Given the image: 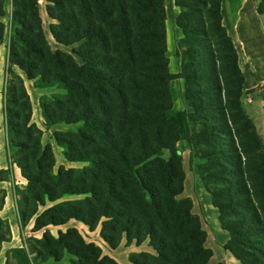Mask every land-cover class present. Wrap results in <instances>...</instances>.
<instances>
[{
	"label": "trees",
	"instance_id": "16d2710c",
	"mask_svg": "<svg viewBox=\"0 0 264 264\" xmlns=\"http://www.w3.org/2000/svg\"><path fill=\"white\" fill-rule=\"evenodd\" d=\"M48 1L47 12L57 20L50 27L53 37L66 45L83 41L74 48L82 63L52 50L37 0H12L8 31L0 0V46L9 38L5 122L9 142L23 151V200L52 202L37 228L72 219L90 229L100 224L111 249L124 237L128 245L149 240L153 251L130 254L133 264H211L203 219L193 210V198L183 195L180 123L170 114L171 81L181 77L192 108L182 114L190 162L202 160L200 177L229 232L223 247L241 264H264V138L242 103L245 76L223 24L222 0H175L183 33L178 73L171 72L167 54L166 0ZM23 75L64 89L41 106L49 124L80 123L54 135L66 159L83 162L81 167L53 171L52 148L42 146L41 130L31 121ZM5 174L0 166V182ZM65 195L80 197L57 201ZM5 197L0 190V212ZM10 238V224L0 214V249ZM41 240L55 260L62 257L60 248L76 257L72 264H119L76 227L58 237L46 231ZM12 252L30 264L24 248Z\"/></svg>",
	"mask_w": 264,
	"mask_h": 264
},
{
	"label": "rangeland",
	"instance_id": "374dc122",
	"mask_svg": "<svg viewBox=\"0 0 264 264\" xmlns=\"http://www.w3.org/2000/svg\"><path fill=\"white\" fill-rule=\"evenodd\" d=\"M8 4L5 5V15L1 18V20L7 26V31L10 27V19H11V11H12V0H5ZM38 8L42 20V26L44 30V34L52 48V50H61L64 52H68L72 54L75 59L82 63V57L78 54L74 53V48L82 45L83 41L76 42L71 45H66L58 42L52 35L50 27L52 24L57 22L56 19H53L47 12V6L49 3L48 0H37ZM253 4L255 8L264 10V1L263 0H253ZM197 6V5H193ZM199 6L203 9V4H199ZM166 10H167V37H168V51L167 54L170 59V70L173 73L180 72V57L177 55L178 41L183 36V33L179 26L176 24V16L179 14L180 9L175 5V0H166ZM199 14V13H198ZM264 18V13H260ZM200 16V15H199ZM260 38V37H259ZM260 43L264 44L262 37L259 39ZM8 45L9 38L8 35H5L4 41L0 46V145L4 146L7 156V167L4 168L6 170L5 178L0 182V190L4 191L5 195H9V198L12 200V209L13 215L17 219V223L20 226L21 234L20 238L22 240L21 248H24L29 254L30 264H72L73 260L76 259L72 254L66 252L58 248L59 253L61 254L60 260H55L54 257L48 255L47 248H45L42 243L41 238L43 234L48 231L54 237H58L60 231L65 232L70 227H76L81 235L84 237L86 241L95 242L100 245L104 251V253L109 254L119 264H133L129 260V256L132 253H137L136 245H127L125 242H121L116 250H112L108 244L101 238L100 236V224L96 226L94 229H90L89 226L84 224L82 221L72 219L68 223L64 225H47L46 227L38 229L37 226L39 223L43 222V217L40 214L43 210L50 206L52 202H47L46 206L36 205L32 200L26 204L24 203L23 196L26 194V187L28 185V181L23 174V171L20 167L19 157L23 153L22 149L19 146L13 145V143L9 142V136L7 132L6 122H5V113H4V93L5 86L7 83V75L5 72L6 64H7V55H8ZM19 72H21L18 69ZM24 77V84L27 89V92L30 96L31 104H32V116L31 121L34 122L37 127L41 130V144L44 147L46 144H50L53 154H54V167L53 171L56 173L59 166L64 165L66 167H81L84 163L77 161H68L64 155L65 148L59 145L55 139L54 132L55 131H66V130H74L76 129L80 123H65L59 122L56 124H49L44 118L43 109L41 106V102L43 100L52 99L54 96H58L63 94L65 91L58 85L52 86H41L43 83L40 79H28ZM171 89L173 93L174 106L170 111V114L173 116H178L180 122L182 124V137L185 135V123L182 117L183 111L188 110L191 111L192 108L190 106L189 101L185 98V84L184 80L181 77L175 78L171 81ZM242 103L247 111V113L252 116H258L261 118V125L256 124L259 132L264 137V83H259L252 89L245 90V86L242 92ZM253 118V117H252ZM254 120V118H253ZM255 122V120H254ZM179 150L182 154V160L184 169L186 172V178L188 179L186 183V187L183 195L193 194L195 192V185L198 181H202L198 164L202 161L199 157L195 156L192 163L190 162L191 150L188 142L185 146L179 147ZM167 154V153H166ZM193 191V192H192ZM80 196L77 195H65L57 201L78 198ZM2 218L6 219L4 214L1 213ZM23 216L27 218V221H23ZM203 219V218H202ZM8 220V219H6ZM205 219H203L204 222ZM23 225V226H22ZM22 226V228H21ZM204 227L207 230V239L208 243L206 245L210 247L213 251L214 255V242L209 239V231L204 222ZM11 239V238H10ZM4 241L1 245L0 249V264H26L25 260L17 259L12 252L13 248L9 247L12 243ZM18 244L21 241L18 238ZM144 247H149V241L144 242ZM112 253V254H111ZM216 264V263H215Z\"/></svg>",
	"mask_w": 264,
	"mask_h": 264
},
{
	"label": "crops",
	"instance_id": "0c3cea01",
	"mask_svg": "<svg viewBox=\"0 0 264 264\" xmlns=\"http://www.w3.org/2000/svg\"><path fill=\"white\" fill-rule=\"evenodd\" d=\"M6 4L8 3L5 1V5ZM221 8L223 15V24L227 28L228 33L231 35L238 51L239 65L245 76V90L252 89L259 83L263 84L264 44L260 43L259 39L262 37V40L264 41V18L255 8L253 0H222ZM258 116L252 117L254 118L256 124L258 123L259 125H261V118ZM176 117L178 118V120L180 119L178 116ZM179 123L181 137L178 142V148L180 147V145L185 146V144L187 143L186 136L183 135L182 137L183 128L180 120ZM0 166L2 168L7 167L6 151L4 149V146L1 145ZM187 181L188 179L186 178L185 187ZM186 196H190L193 198V210L194 212L200 214L203 219H205L204 222L209 231V239L212 240L215 244L213 245V247L215 248L214 255L211 257L210 263L215 264L217 262H223L224 264H241L240 261L237 260L230 251L226 250L223 247V245L229 239V232L221 226L219 220V211L212 204L211 196L206 190L204 184L201 181H198L195 185V192H193L192 195L187 194ZM1 213L4 214L6 219H8L11 227V239L8 242L12 243V245L9 247L22 246L23 243L20 238L21 234H19L21 233L20 226L17 223V219L13 215L12 200L9 198V195L5 197V204L1 210ZM18 238L21 241L20 244L17 243ZM147 241L149 240L147 239ZM122 242L126 243L125 237L123 238ZM206 243H208V239ZM133 244L137 247L136 251H153L150 245L149 247H144V242L140 245H137L134 242L129 245ZM112 250L114 251L116 249Z\"/></svg>",
	"mask_w": 264,
	"mask_h": 264
}]
</instances>
